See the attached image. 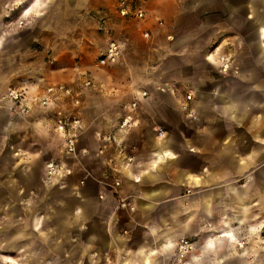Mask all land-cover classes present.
<instances>
[{
	"label": "crops",
	"instance_id": "0c3cea01",
	"mask_svg": "<svg viewBox=\"0 0 264 264\" xmlns=\"http://www.w3.org/2000/svg\"><path fill=\"white\" fill-rule=\"evenodd\" d=\"M145 8L143 33L153 36L159 29L155 20L161 19L167 38L186 53L189 45H200L199 56L204 58L205 49L214 45V53L207 58L231 59L223 75L237 81L230 86L215 84L209 91L196 89L199 110L195 117L204 120L206 108L212 118L206 132L200 128L208 142L192 144L181 123L174 122L172 113L180 108L174 94L161 86L137 88L130 72L120 67L123 50L114 64H95L94 53L103 50L110 37L91 33L80 52L69 41L74 49L70 54L60 52L63 44L57 33L36 38L32 63L47 71L25 85L31 93L57 83L70 87L72 94L61 95L56 105L76 112L82 120L76 155L84 158L87 176L80 186L66 176L53 184L52 204L41 208L33 227L42 235L56 236L54 244L62 243L68 253L82 247L83 264H100L105 257L112 264H162L181 239L200 241L214 230V213L220 205L225 207V226L217 230L218 236L233 242L232 222L242 221L245 215L232 216L227 210L237 201L242 206L248 203L249 208L252 189L264 183V0H146ZM111 38L123 46L120 39ZM148 41L144 55L153 59V41ZM46 51L52 62L44 60ZM87 80L91 86L84 85ZM138 90L147 91L148 96L130 112L128 129L118 130L129 113L125 105ZM20 124L35 132L46 128L61 143L53 116L45 117L40 108L25 117L0 109V127L5 126L10 135ZM160 128L164 132L159 136ZM112 134L117 142L101 139ZM121 148L133 156L131 165H124ZM96 169L100 173L90 176ZM23 171L26 178V166ZM114 180L120 181L119 186H114ZM118 196L128 197L135 209L117 208ZM212 246L209 241L205 247Z\"/></svg>",
	"mask_w": 264,
	"mask_h": 264
},
{
	"label": "rangeland",
	"instance_id": "374dc122",
	"mask_svg": "<svg viewBox=\"0 0 264 264\" xmlns=\"http://www.w3.org/2000/svg\"><path fill=\"white\" fill-rule=\"evenodd\" d=\"M120 1L0 0V90L8 84L25 85L30 80L44 76L47 68L37 69L32 63L34 55L31 53L37 52L36 38L43 33L49 38L57 33V38L62 39L63 44L60 52L66 54L74 50L69 41L74 42L75 50L80 52L86 37L91 33L95 35V32L103 33L104 39L114 37L123 43V64L120 67L123 72H130L136 81L135 86L139 89L146 86L169 89L168 92L174 94L180 105L178 112L172 113L176 117L174 122L181 123L192 144L207 143L205 133L202 136L200 128L207 131L206 126L212 118L211 110L203 109L206 117L200 120V115L189 116L188 111L181 108V102L187 101L188 107L196 116V110H199L196 109V89L209 91L214 90L215 84L220 87L235 84V77L223 75L230 67L222 70L224 63L232 65L231 59L221 60L218 57L214 62L207 58L214 53V45L205 49L204 58L199 56L200 45H189L187 50L190 52L187 53L180 50V45L173 44V38H167L168 29L161 27V19L155 20L159 28L155 34L152 36L149 28V38L145 37L142 20L148 13L145 8L146 0H124L131 8V14L127 16L119 13ZM137 9L144 11V18L134 16ZM51 32L53 34L49 36ZM102 37L100 35L98 38ZM147 39L148 42L153 41L156 52L153 59L144 55ZM101 51L102 49L98 50L93 57L98 56ZM46 54L44 60L52 62L53 58L48 57L49 51ZM188 94L192 97L186 100ZM213 94L214 92L211 96ZM0 109L5 110L2 107ZM60 148L61 143L46 128L35 132L20 124L18 130L10 135L5 126L0 127V264L84 263L82 247L75 253H68L62 243L58 246L54 244L56 236L42 235L33 227V219L40 214L41 208L52 204L50 196L54 190L53 182L49 183L43 176L47 161L61 160L62 164L71 168L66 179L73 184L80 186L86 182L87 172L82 167L85 165L84 158L80 155H65L63 151H59ZM36 150L40 153L32 155ZM24 166L27 168L26 178ZM98 173L100 170L96 169L90 176L94 177ZM81 179H85L83 184L79 183ZM260 184L261 188H258L257 183V187L252 189L249 208L248 203L242 206L237 201L233 208L227 210L232 216L245 215L242 221L232 222L235 241L229 242L218 236L217 230L225 226L222 222L225 207L220 205L218 212L214 213L215 228L212 232L203 235L200 241L185 239L192 244V248L182 250V244L178 243L161 263L264 264V183ZM9 209L11 212L8 213ZM248 215L250 218H247ZM80 239L82 240V236ZM209 241L213 242V246L206 248ZM80 243L82 246V242ZM98 263L112 264L106 257L104 262Z\"/></svg>",
	"mask_w": 264,
	"mask_h": 264
},
{
	"label": "built area",
	"instance_id": "2783aa9c",
	"mask_svg": "<svg viewBox=\"0 0 264 264\" xmlns=\"http://www.w3.org/2000/svg\"><path fill=\"white\" fill-rule=\"evenodd\" d=\"M118 10L121 16H127L131 14L130 5L121 0L118 5ZM134 16L139 19L144 18L145 13L143 10L137 9L134 12ZM144 36H148L147 32H144ZM261 39V37H260ZM264 39V38H263ZM262 41V39H261ZM264 44V41L261 42ZM122 53V44L113 38H110L107 42L106 47L99 53L96 58L97 66H106L114 64L118 61ZM224 57H220L223 60ZM230 66L229 63H224L222 70H227ZM85 86H91L92 82L87 80L84 82ZM72 91L69 86L65 83H57L47 85L43 89H38L35 93H31L28 86L26 85H13L8 86L3 90H0V107L7 110L10 114L18 115L25 117L33 111L35 107L40 108L42 114L45 117L53 116L54 129L60 136L61 145L63 148V153L65 155L74 156L77 153L76 144L80 134L83 131L82 120L76 112L65 111L63 109L57 108L56 100L61 95H71ZM148 92L145 90H138V92L133 96V99L130 103L125 105V109L129 112L124 115L118 124V130L126 131L131 125L132 116L130 114L140 102L141 99L146 98ZM192 97L191 94L186 96V100H189ZM75 103H78L75 100ZM181 108L188 111V115L195 117L193 110L188 107L187 101L181 103ZM158 135H162L164 132L161 128L158 129ZM101 139L107 141H116L115 134L112 135H103ZM119 155L123 156L125 160V166H129L133 163V156L128 155L121 148L119 149ZM70 169L61 163V160L51 159L45 163L44 167V178L49 183L55 184L60 182L63 177L70 173ZM79 183L83 184L84 180H80ZM120 181L115 180L114 186H119ZM190 192V190H187ZM116 207L120 209H127L133 211L135 206L130 203L128 197L118 196L116 198ZM180 246L183 250L187 248H192V244L184 240Z\"/></svg>",
	"mask_w": 264,
	"mask_h": 264
},
{
	"label": "bare ground",
	"instance_id": "6f19581e",
	"mask_svg": "<svg viewBox=\"0 0 264 264\" xmlns=\"http://www.w3.org/2000/svg\"><path fill=\"white\" fill-rule=\"evenodd\" d=\"M264 45V44H263ZM184 241V239H181L179 243H182ZM196 246V243L194 244Z\"/></svg>",
	"mask_w": 264,
	"mask_h": 264
}]
</instances>
